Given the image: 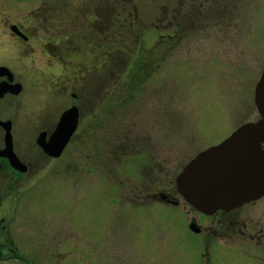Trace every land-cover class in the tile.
Returning a JSON list of instances; mask_svg holds the SVG:
<instances>
[{
	"label": "rangeland",
	"instance_id": "1",
	"mask_svg": "<svg viewBox=\"0 0 264 264\" xmlns=\"http://www.w3.org/2000/svg\"><path fill=\"white\" fill-rule=\"evenodd\" d=\"M39 7L56 16L51 21L61 22L59 30L92 34L109 29L97 12L116 11L117 30L126 42H140L154 68L137 91L119 82L116 93L110 69L86 64L84 128L63 156L43 162L5 198L0 243L10 238L18 251L33 254L27 260L34 264H200L198 237L186 222L205 225L209 218L180 199L171 205L153 195L176 198L174 177L187 161L257 119L253 92L264 67V0H0L6 53L14 48L8 25L36 29ZM45 41L38 30L17 46L34 51V65L41 67L49 58L40 52ZM41 94L31 107L43 104ZM243 213L264 226V198ZM235 241L215 240L204 257L214 264H264V250L254 241Z\"/></svg>",
	"mask_w": 264,
	"mask_h": 264
},
{
	"label": "flooded vegetation",
	"instance_id": "2",
	"mask_svg": "<svg viewBox=\"0 0 264 264\" xmlns=\"http://www.w3.org/2000/svg\"><path fill=\"white\" fill-rule=\"evenodd\" d=\"M55 17L48 16V13L39 7L36 19L40 21L36 22V29L24 30L10 23L8 30L14 47L13 55L5 52L2 41L5 33L0 29V210L4 206L5 198L17 191V184L21 187L25 178L35 176L43 162L63 156L74 140L76 132L82 131L85 125V66L96 65L101 61L102 33L96 30V32L92 30L94 36L90 31L74 33L66 27L61 31L58 29L63 27L61 22L51 21ZM38 30L43 31L46 40L41 43L40 52L44 56L49 54V58H46L45 63L42 62L41 67L34 65V51L23 53L21 46H17V42L26 44L37 35ZM115 42L113 34L111 43ZM15 46L20 48L15 49ZM32 48L34 49L33 46ZM55 49H58V52ZM75 61L78 63L74 64ZM27 63L33 66V71ZM35 94L38 96L41 94L43 104L39 108L31 107L33 98L37 97ZM72 107L76 109V128L59 157H50L44 153L39 140L47 142L61 114ZM7 134L10 141H7ZM261 148H264V145ZM12 154L18 163L11 161L9 155ZM163 194L166 193L159 192L153 197L160 198ZM10 198L12 200V197ZM262 198L264 195L227 211L217 210L207 215L194 210L198 216L209 218L205 220L207 222L205 225L196 222L194 218L186 222L188 232L198 237L200 264H214L212 257L210 255L204 257L203 252H206L215 240L233 244L237 237L243 240L240 242L248 239L254 241L260 250H264V226L257 227L258 219L252 222L246 218V213H243L246 207L252 206ZM3 220L4 218L0 217V233L5 229ZM191 224L194 227L191 228ZM248 228L252 234L247 232ZM62 253L67 254L68 250ZM60 257L56 255V258ZM27 258L34 256L18 251L10 238L0 243V260L34 264Z\"/></svg>",
	"mask_w": 264,
	"mask_h": 264
},
{
	"label": "water",
	"instance_id": "3",
	"mask_svg": "<svg viewBox=\"0 0 264 264\" xmlns=\"http://www.w3.org/2000/svg\"><path fill=\"white\" fill-rule=\"evenodd\" d=\"M253 103L258 114L255 121L239 125L220 143L197 153L174 178L177 194L203 214L227 211L264 195V67L254 86ZM76 119L75 107L64 111L48 141L39 140L48 156L60 155ZM9 158L18 163L13 154Z\"/></svg>",
	"mask_w": 264,
	"mask_h": 264
},
{
	"label": "trees",
	"instance_id": "4",
	"mask_svg": "<svg viewBox=\"0 0 264 264\" xmlns=\"http://www.w3.org/2000/svg\"><path fill=\"white\" fill-rule=\"evenodd\" d=\"M113 7L114 6H112V10H116L115 8L113 9ZM115 12L116 11H113L108 15L107 13L101 14V12L99 11L97 12V15H95L96 17L98 16L97 18L100 19V21H102L103 23L102 26H104V28L106 26V22H108L109 29L108 30L104 29L103 31H101L102 33L101 55H100L101 61L99 62V64L90 65V68L97 69L100 67L99 68L100 71H106L107 68L110 69L113 80L115 78L114 82H116L115 83L116 93L119 90L121 83H124L127 86L128 85L131 86L130 92H135L137 91L140 82H143V80L149 77V75L151 74L154 68L153 66L154 64L148 58L147 53H145L147 51L144 52L141 50L140 42H138V40L134 45L129 42H126L125 38L123 39L125 33L120 30H117L116 24H118V21L116 19L117 15H114ZM176 12H177L176 9L172 11L171 13L172 18L175 16ZM129 15L130 18L132 19L131 12L130 14L128 13V17ZM163 16L164 14L162 13L160 17L162 18ZM122 23L123 22H119V24ZM95 24H97V21ZM130 24L131 22H129L127 25L125 24L126 25L125 29H127L128 26H130ZM113 34H115V40H116L115 44L111 43V37L113 36ZM137 39H139V34L137 35ZM161 39L163 38L160 37L159 40ZM160 44H162V42L158 41L157 42L158 46H155V48H158ZM148 54H152V53L150 52ZM118 79H120L121 81H119ZM114 82L112 83V85L114 84ZM133 85H135V87L132 88ZM113 88L114 86L111 87V93L109 89L110 97L111 94H113ZM114 99L118 100V97L116 96ZM119 99H121V97Z\"/></svg>",
	"mask_w": 264,
	"mask_h": 264
}]
</instances>
